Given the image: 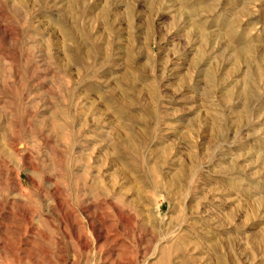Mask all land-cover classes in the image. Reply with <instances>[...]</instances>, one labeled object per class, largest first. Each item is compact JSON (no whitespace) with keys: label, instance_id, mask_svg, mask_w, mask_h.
<instances>
[{"label":"rangeland","instance_id":"rangeland-1","mask_svg":"<svg viewBox=\"0 0 264 264\" xmlns=\"http://www.w3.org/2000/svg\"><path fill=\"white\" fill-rule=\"evenodd\" d=\"M0 264H264V0H0Z\"/></svg>","mask_w":264,"mask_h":264}]
</instances>
